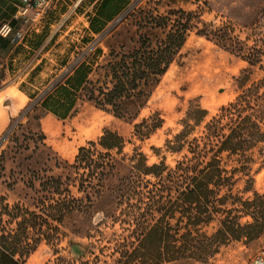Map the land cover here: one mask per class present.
Masks as SVG:
<instances>
[{
    "label": "trees",
    "instance_id": "1",
    "mask_svg": "<svg viewBox=\"0 0 264 264\" xmlns=\"http://www.w3.org/2000/svg\"><path fill=\"white\" fill-rule=\"evenodd\" d=\"M258 1L264 14V0ZM121 6L122 0H102L91 28L102 31L105 20L119 13ZM131 10L129 7L124 12L128 15L138 11ZM140 12L138 43L126 51L123 42L119 51L111 49V57L104 65L110 78L106 85H97L89 78L92 67H73L75 73L68 77V86L59 89L57 96L48 90L45 97L30 102L12 119L6 136L12 133L14 142L18 140L14 136L16 128L26 129L34 122L40 127L46 111L66 118L81 93L115 117L134 121L161 77L180 56L192 28V16L196 15L180 9L167 15ZM257 21L254 17L247 27H255ZM12 22L14 27L18 24L17 19ZM226 30L223 26L215 31L221 44L233 39ZM199 33L209 35L204 29ZM10 36L0 35V50L10 46ZM250 39L238 40L240 47H236L248 62L236 78V97L203 125L199 135L190 138L208 115L205 108L193 105L183 120L184 128L174 140L167 141L170 151L187 150L184 160L176 166L169 167L164 161L148 164L142 153L134 154L126 166L125 158L117 157L123 153L125 136L107 129L97 141L81 146L73 163L65 161L71 169L65 175H49V169L35 170L33 175L39 183L30 181L36 194L35 208L20 203L10 207L5 200L0 205V264H26L43 240L59 238L60 225L68 215L89 213L97 198L104 202L102 211L107 216H121V221L130 226L131 233L118 245L116 260L123 264L175 263L185 259L208 262L232 240L252 241L264 233V193L255 191L249 198L234 193L238 173L249 175L257 161L264 166V76L254 79L256 67L264 72V33L252 44L248 43ZM25 118L28 121L24 124ZM162 122L159 116L144 118L135 123V134L145 137ZM39 132L44 140V133ZM252 182L250 177L246 191L253 189ZM71 185L82 195L76 196ZM244 217L249 219L243 222ZM214 220L219 222L218 229L206 232L204 226ZM71 248L77 256L84 254L80 243L72 242Z\"/></svg>",
    "mask_w": 264,
    "mask_h": 264
},
{
    "label": "rangeland",
    "instance_id": "2",
    "mask_svg": "<svg viewBox=\"0 0 264 264\" xmlns=\"http://www.w3.org/2000/svg\"><path fill=\"white\" fill-rule=\"evenodd\" d=\"M6 1L0 5V27L4 22L10 20V17L3 19V12L5 9L11 10L13 1ZM93 1L68 0L72 8L63 7L60 11L53 10L50 12L48 6L38 8L36 10L40 13L39 16H47L49 18L47 22H50L51 19L53 26L47 24L43 29L42 24H36L38 20L20 16L14 18L19 21L15 33L22 32L21 38H24L33 26L45 35H49L51 30L57 29V33L63 36L62 41L56 46L58 49L56 53L61 54L60 51L69 47V43H73L71 40H65L68 35H72L71 39L77 42L78 34L84 32L86 28L84 23L89 21L91 17H87L88 14L92 15L95 12V8H91ZM135 9L138 11L134 12L129 18V22L122 25L117 31L120 36L124 37V39H119L125 43L124 51L138 43L137 20L141 19L140 11L164 15L169 14V11L179 9L196 12V15L192 16V28L188 33L180 56L161 77V81L151 93L147 105L134 121H126L97 107L84 96L87 102L79 101L71 118L60 120L59 117L57 119L59 123H63L65 128L59 126L57 135L50 131L47 125L37 127L36 122H34L29 125V128H16L14 136L18 140L14 142L11 140L13 139L11 138L12 133L10 136H6V132L12 119L18 117L20 112L11 116L10 119L6 112L1 110L0 122H5L7 118V126L3 128L0 125V205L5 200V203L10 207L20 203L34 209L33 202L36 194L32 190L30 181L34 180L35 184L38 185L39 180H35L33 172L42 168L49 169L47 171L49 175H65L71 170L66 166L65 161L73 163L79 148L88 145L89 141H97L107 129L116 130L125 136L126 144L123 153L117 157H124L126 166L131 164L130 159L134 154L142 153L146 156L148 164L164 161L169 167H174L179 161L184 160L187 150L170 151L167 148V141L174 140V137L184 128L183 120L187 117L190 107L199 104L208 111L203 124L193 130L190 136L193 138L200 134L203 125L218 113L223 105L236 97L238 93L236 78L248 66V62L240 53L241 51H237V48L240 47L238 40L247 42V38L250 37L248 43L252 44L255 39L259 40L264 33L263 7L258 0H139L138 7ZM79 10L86 12V14L77 15L76 12ZM172 17L176 18L177 16L173 15ZM254 17L259 20L254 25L255 27H247L249 21ZM12 26L14 30V25L12 24ZM223 26L227 28V34L233 39H226L221 44L217 41L215 31ZM200 29H204L209 35L200 34ZM140 31H144V29ZM159 34L162 35L160 32ZM224 43L226 45L223 46ZM116 50L119 51L120 48L116 46ZM7 54L8 48L0 50V75L3 74V80L9 77V73L5 69ZM64 58L74 59L70 62L71 64L74 62L72 65L70 64L73 66L81 62L84 55ZM108 58V56L102 57L98 61V66L94 65L92 68L90 79L97 81V85H106L110 80L106 75V67L104 66ZM57 59L60 63L62 57L58 56ZM207 61H211L215 65L211 74L205 72ZM47 67L43 73L21 72L25 84L21 88L32 95L34 99L45 97L46 91L53 89L55 84L60 83L65 75L69 74L65 70L60 72L59 70L54 71L51 66ZM69 69L71 68L69 67ZM255 71L254 79L264 76V72L259 67H256ZM18 77L19 75L16 74L15 80H18ZM3 80L0 81V98L5 95L10 101H6V103L9 102L10 104L3 106L0 101V106L6 111L17 110L22 103L20 102L14 107L11 100L13 97L16 98L18 89L8 88V82ZM34 99H26L23 108L33 102ZM83 111L95 113H85L87 118L82 115ZM154 116H159L162 119L163 122L160 127L145 137H139L135 134V123L141 122L144 118L151 119ZM27 121L28 118H25L23 123L25 124ZM99 127L102 128V134L93 140H88L86 133L92 131L97 133ZM40 130L45 135L44 140L40 138ZM77 147L78 150L75 155L69 156V153H72L71 151ZM114 153L116 154V151ZM119 168L121 173L125 171V168L120 165ZM250 177H253V189L246 191L245 186ZM237 178L234 186L235 194L249 198L253 197L255 191L264 193V166L261 167V161L253 164L249 175L238 173ZM71 189L76 196L82 195L77 191L76 186L71 185ZM103 208L104 202L97 198L89 213L68 215L60 225L61 234L59 238L50 242L43 240L26 259V264H123L116 260L119 256L118 245L121 241H125L131 233V230L128 229L130 226L121 221V216L117 219L110 215L107 216L102 211ZM248 219V217H244L242 221L245 222ZM13 226L14 224L10 227ZM218 227V220H214L205 225L204 230L213 233ZM72 242L81 244L84 250L82 256H77L72 251ZM259 257L264 259V233L252 241L232 240L227 245L222 246L220 251L208 262L185 259L175 263L162 264H255V259Z\"/></svg>",
    "mask_w": 264,
    "mask_h": 264
},
{
    "label": "crops",
    "instance_id": "3",
    "mask_svg": "<svg viewBox=\"0 0 264 264\" xmlns=\"http://www.w3.org/2000/svg\"><path fill=\"white\" fill-rule=\"evenodd\" d=\"M11 1H13V5H11V10L9 9L4 10L3 19H6V17H10L9 23L13 24L12 20L14 18H19L20 16L17 17L18 2L16 0H11ZM81 1L82 0H78V2H81ZM101 1L102 0H94L92 2L91 8H95V12L92 15L88 14L87 17H90V16L91 17L89 21L84 23L86 24V28L84 29V32L81 34H78L79 39H76L77 42L71 39L72 35H68V37H66L65 40L66 41L71 40L73 43L72 44L69 43L68 44L70 45L69 47L64 48L62 51H60L62 52L61 54L56 53L58 50L56 46L59 42L62 41L63 36L57 33L56 31L57 29H53L51 30V33L49 35H45L44 33L39 32L38 28H34L33 26L30 32L26 34L24 38H21L23 33L20 31H18L19 33H15L16 26L14 27V30L10 36L12 39V42L10 46L8 47V54L6 57L7 63L5 67L6 71H8L9 73V77L3 81L8 82V86H7L8 88L18 89L16 93L17 94L16 98L13 97L11 100V102L14 104V107L20 102L22 103V105L17 110L13 109L11 111H6L2 106H0V111L1 110L5 111L8 118L11 119V116H15L16 113L18 114V112L22 111V108H23V105L26 99L28 100H30L31 98L34 99L32 95H29L27 92H25L21 88L25 86V84L23 83L24 79L21 76V72L28 73L29 71H31L34 74H36V72L43 73L45 69L48 68L47 66L53 67L54 71L59 70L60 72H63L65 70L67 73L69 72V74H66L60 83L55 84L54 88L51 89V93H53L52 95L57 96V91L59 89H62L65 86H68L67 84L68 77L73 76V74L75 73V69L73 67H77L79 65L85 64L87 67L89 66L93 68L94 65L98 66L99 59H102V57H105V56L109 57L108 60L106 61L107 63L111 57L110 56L111 49L116 50V46L121 48L120 45L122 42L119 39L121 38L124 39V37H122V35L120 36L117 31L121 28L122 25L129 22V18L132 17L131 11L134 12V8L138 7L139 0H122L123 6H121L122 8L120 9L119 13L114 14L113 18H111L110 20H105L104 29L100 32H97L91 28V20L97 15L98 7ZM4 2H7V1L0 0V5ZM47 6L50 8L49 9L50 12L53 10L60 11L63 7L66 9L72 8V6L69 5L68 0H51L44 7H47ZM129 7L133 8V10L130 11L131 14L125 15L127 12H124V11L128 9ZM76 14L85 15L86 12H81V10H79L78 12H76ZM39 15L40 13H38L36 9H32L27 16H21V17L29 18L31 20H38L36 24H39V25L42 24L41 27L43 29L47 24H50V26H53L51 19H50V22H47L49 20L47 16L45 15L39 16ZM0 22H1V19H0ZM20 33H22V35H19ZM80 54L84 55V59H82L81 62L73 66L71 65L74 62H72V64L70 62L73 61L74 59L73 60L65 59V58L63 59V57H66V58L74 57L75 55L79 56ZM58 56L62 57V59L59 61L60 63H58V59H57ZM50 61H52V63H50ZM102 65L104 64L102 63ZM68 66L71 69H69ZM16 74L19 75L18 80H15ZM91 74H89V78ZM0 101L2 102L3 106L5 105L9 106L8 104H10L9 103L10 101L5 95H3L2 98H0ZM6 101H9L8 104L6 103ZM79 101H82L84 103L87 102L84 98V95H82V93L77 98L75 108L73 109V112H71L72 114H70L66 118L60 117L61 118L60 120H67L71 118V116L76 111L77 104ZM90 112L91 111H83V114L82 112L81 114L85 116V113H90ZM92 113H95V112H92ZM85 117H87V115ZM57 119H59L58 115L54 114L51 111H46L45 114L41 117L40 125L42 127L44 124L47 125L48 129L50 131H53V133L57 135L59 126H62L64 128V126L62 125L63 123H59V120ZM0 125L3 128L7 126V118L5 122H0ZM86 134H88L87 135L88 140H93L102 134V128L99 127V132L97 133H94L92 131ZM77 150H78V147L72 150L71 151L72 153H69V156L75 155Z\"/></svg>",
    "mask_w": 264,
    "mask_h": 264
},
{
    "label": "built area",
    "instance_id": "4",
    "mask_svg": "<svg viewBox=\"0 0 264 264\" xmlns=\"http://www.w3.org/2000/svg\"><path fill=\"white\" fill-rule=\"evenodd\" d=\"M18 2L17 17L27 16L32 9L42 8L51 0H16ZM13 32V26L9 22H4L0 27V35L9 37ZM19 35H22L20 33ZM255 264H264V259L259 257L255 259Z\"/></svg>",
    "mask_w": 264,
    "mask_h": 264
},
{
    "label": "bare ground",
    "instance_id": "5",
    "mask_svg": "<svg viewBox=\"0 0 264 264\" xmlns=\"http://www.w3.org/2000/svg\"><path fill=\"white\" fill-rule=\"evenodd\" d=\"M214 68H215V65H214V63L213 62H211V61H207L206 63H205V72H207V74H211V72H212V70H214ZM199 76V75H198ZM214 78H215V76H214ZM213 78V79H214ZM189 80V79H188ZM192 80V79H191Z\"/></svg>",
    "mask_w": 264,
    "mask_h": 264
}]
</instances>
